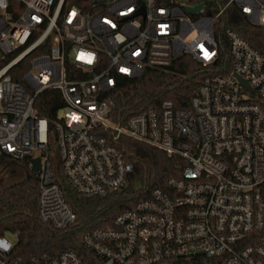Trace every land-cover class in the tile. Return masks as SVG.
<instances>
[{
    "label": "built area",
    "instance_id": "built-area-1",
    "mask_svg": "<svg viewBox=\"0 0 264 264\" xmlns=\"http://www.w3.org/2000/svg\"><path fill=\"white\" fill-rule=\"evenodd\" d=\"M197 4L0 0V162L31 166L39 157L41 223L63 230L76 221L45 153L50 124L62 173L86 197L125 185L133 165L117 145L122 136L186 161L164 188L81 235L95 264H264V44L227 29L228 70L204 74L187 107L163 100L125 121L110 117L117 91L145 70L168 69L182 55L212 66L214 25L229 5L264 27V0L188 11ZM50 91L61 99L52 118L37 105ZM16 239L0 235V264H86L72 249L16 256Z\"/></svg>",
    "mask_w": 264,
    "mask_h": 264
},
{
    "label": "trees",
    "instance_id": "trees-1",
    "mask_svg": "<svg viewBox=\"0 0 264 264\" xmlns=\"http://www.w3.org/2000/svg\"><path fill=\"white\" fill-rule=\"evenodd\" d=\"M228 0H190L204 3L208 14L216 11ZM232 29L253 47L262 48L264 27L253 25L235 5H229L214 25V36L218 42V60L209 68H202L195 60L182 55L168 69L150 68L139 77L127 80L114 99L110 117L125 121L148 108H158L163 100H170L177 108H185L195 94L198 85L210 69L224 71L228 67V41L225 32ZM5 63L0 58V67ZM222 67V68H221ZM225 71L228 70V68ZM18 79L17 76H14ZM40 114L49 118L56 115L61 106L60 95L50 91L39 98ZM117 145L128 162L133 165L126 183L120 189L103 196H84L77 193L66 181L61 169L56 133L48 126V148L52 172L59 183L64 199L76 213L73 225L57 230L41 223L37 217L38 178L28 171L20 181L0 188V235L17 232L13 254L30 259L44 253L56 255L62 250L72 249L79 253L86 264H95L99 259L80 243L81 235L94 227L111 225L121 211L131 208L142 198L149 196L153 188H164L169 178H176L186 166L179 157H168L164 152L143 142L120 137ZM28 168L26 159L17 161Z\"/></svg>",
    "mask_w": 264,
    "mask_h": 264
},
{
    "label": "rangeland",
    "instance_id": "rangeland-1",
    "mask_svg": "<svg viewBox=\"0 0 264 264\" xmlns=\"http://www.w3.org/2000/svg\"><path fill=\"white\" fill-rule=\"evenodd\" d=\"M62 111L58 112L61 115ZM30 171V166L28 168L24 167L21 163L11 162L9 160L0 162V188L7 186L13 182L22 180ZM31 172V171H30ZM8 237L12 240L15 238L8 234Z\"/></svg>",
    "mask_w": 264,
    "mask_h": 264
},
{
    "label": "water",
    "instance_id": "water-1",
    "mask_svg": "<svg viewBox=\"0 0 264 264\" xmlns=\"http://www.w3.org/2000/svg\"><path fill=\"white\" fill-rule=\"evenodd\" d=\"M203 6V3H199L197 5H195L194 7L188 8L189 12H194L197 13L199 11V9ZM1 55V52H0ZM124 81V77H120L119 78V83H123ZM31 166H30V171L34 174H38L39 168H40V160L39 157L36 158H32L29 160Z\"/></svg>",
    "mask_w": 264,
    "mask_h": 264
}]
</instances>
